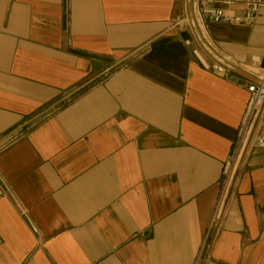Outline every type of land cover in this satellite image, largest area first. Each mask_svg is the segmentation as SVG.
I'll list each match as a JSON object with an SVG mask.
<instances>
[{
	"label": "crops",
	"instance_id": "obj_1",
	"mask_svg": "<svg viewBox=\"0 0 264 264\" xmlns=\"http://www.w3.org/2000/svg\"><path fill=\"white\" fill-rule=\"evenodd\" d=\"M185 19L184 0H0V264H264L261 121L212 226L248 82ZM196 24L263 76L264 7Z\"/></svg>",
	"mask_w": 264,
	"mask_h": 264
},
{
	"label": "built area",
	"instance_id": "obj_2",
	"mask_svg": "<svg viewBox=\"0 0 264 264\" xmlns=\"http://www.w3.org/2000/svg\"><path fill=\"white\" fill-rule=\"evenodd\" d=\"M234 6L241 8V14L231 11V8ZM263 7L264 0H199L197 8L193 10V16L196 23L249 26L254 22L258 12ZM178 22L188 24L187 19ZM262 75V77L257 79L263 85L264 71ZM262 85L256 86L250 82L245 85V91L248 93L247 107L237 132L234 155L224 166L220 196L210 223L212 226L217 225L216 223L221 218L225 196L233 184L235 161L243 153L242 150L255 121H261L262 132L257 135L254 146L257 149L264 150V88Z\"/></svg>",
	"mask_w": 264,
	"mask_h": 264
},
{
	"label": "water",
	"instance_id": "obj_3",
	"mask_svg": "<svg viewBox=\"0 0 264 264\" xmlns=\"http://www.w3.org/2000/svg\"><path fill=\"white\" fill-rule=\"evenodd\" d=\"M186 4V16L187 22L190 27V30L193 33L195 42L197 46L202 50V52L207 56V58L212 61L216 66L218 65L220 68L228 72L234 79L241 78L247 82H250L256 86H261L262 83L252 75L246 74L238 68L231 66L226 61L222 60L217 54H215L209 46L204 42L200 31H198L197 24L195 21V17L193 16V5L192 0H184ZM264 88V83L262 85Z\"/></svg>",
	"mask_w": 264,
	"mask_h": 264
}]
</instances>
